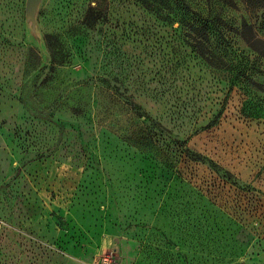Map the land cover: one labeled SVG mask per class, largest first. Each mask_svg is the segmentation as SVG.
Segmentation results:
<instances>
[{"label":"rangeland","instance_id":"1","mask_svg":"<svg viewBox=\"0 0 264 264\" xmlns=\"http://www.w3.org/2000/svg\"><path fill=\"white\" fill-rule=\"evenodd\" d=\"M25 2L0 0V264H264V0H42L35 34Z\"/></svg>","mask_w":264,"mask_h":264},{"label":"water","instance_id":"2","mask_svg":"<svg viewBox=\"0 0 264 264\" xmlns=\"http://www.w3.org/2000/svg\"><path fill=\"white\" fill-rule=\"evenodd\" d=\"M41 1L42 0H26L25 2V20L34 34L36 33V14Z\"/></svg>","mask_w":264,"mask_h":264},{"label":"trees","instance_id":"3","mask_svg":"<svg viewBox=\"0 0 264 264\" xmlns=\"http://www.w3.org/2000/svg\"><path fill=\"white\" fill-rule=\"evenodd\" d=\"M209 2L211 1H221L223 2L225 5H232L233 4V0H208ZM247 2V0H246ZM248 3V2H247ZM150 4H147V8L150 9ZM248 7V5H247ZM152 9V7H151ZM207 27V24L205 22V24H203L202 26H200L199 30H205ZM243 28L246 30L248 28V26H246V24L243 25ZM243 40L245 41L246 44H248L250 46V39L246 38V36H243ZM193 49H195L197 51V53H199V55L206 57L205 54L202 53V51L205 49L204 45L202 43V39H198V40H194V45L192 46ZM251 47V46H250ZM205 60L209 63L212 64L211 60H209V58H205Z\"/></svg>","mask_w":264,"mask_h":264},{"label":"built area","instance_id":"4","mask_svg":"<svg viewBox=\"0 0 264 264\" xmlns=\"http://www.w3.org/2000/svg\"><path fill=\"white\" fill-rule=\"evenodd\" d=\"M103 264H108V260L107 258H104L103 261H102Z\"/></svg>","mask_w":264,"mask_h":264}]
</instances>
